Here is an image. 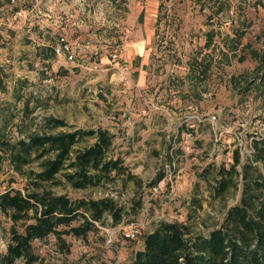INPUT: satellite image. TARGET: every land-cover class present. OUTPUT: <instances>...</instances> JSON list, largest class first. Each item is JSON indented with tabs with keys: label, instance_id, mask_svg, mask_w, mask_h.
<instances>
[{
	"label": "rangeland",
	"instance_id": "rangeland-1",
	"mask_svg": "<svg viewBox=\"0 0 264 264\" xmlns=\"http://www.w3.org/2000/svg\"><path fill=\"white\" fill-rule=\"evenodd\" d=\"M227 1L221 15L208 0H14L0 10L5 44L0 65L8 74V90L0 92V133L17 138L21 129L34 131L49 116L77 128L103 127L117 136V152L145 185L139 191L134 183L126 189L120 184L67 189L71 198L112 196L127 208L142 195L143 208L119 225L109 220L86 240L68 237L69 255L56 251L53 237L36 241L47 260L130 264L143 249L144 235L161 223L189 222L197 193L205 198L193 221L197 231L206 232L200 219L211 226L222 219L224 207L240 201L241 191L210 203L200 177L209 164H231L235 150L245 160L254 138L264 137V69L249 50L240 49L235 58L224 45L234 30L245 31L243 44L264 55V0ZM211 31L216 32L212 42ZM60 36L73 45L74 61L56 57L53 47ZM243 54L247 59L239 62ZM197 59L212 68L204 81L191 82L189 64ZM29 98L34 113L26 117ZM186 123L195 129L189 131ZM160 173L165 179L159 186L146 187ZM24 185L6 162L0 192ZM9 226L0 216L1 252L7 250ZM132 230L138 234L129 239L125 233Z\"/></svg>",
	"mask_w": 264,
	"mask_h": 264
},
{
	"label": "trees",
	"instance_id": "trees-1",
	"mask_svg": "<svg viewBox=\"0 0 264 264\" xmlns=\"http://www.w3.org/2000/svg\"><path fill=\"white\" fill-rule=\"evenodd\" d=\"M11 1L14 0H0V10ZM208 2L216 7L215 15H221L229 6L227 0ZM234 32L233 38L227 36L229 43L225 47L235 58L240 49L249 50L263 70L264 55L243 44L245 31ZM209 35L212 42L216 32ZM211 42L205 47L209 49ZM4 47L0 33V49ZM246 59L243 54L239 62ZM189 67L191 82H202L212 64L197 59ZM7 78L0 65L1 93L8 90ZM31 102L30 98L26 101V117L34 113L28 110ZM36 128L21 129L17 138L0 133V174L8 162L25 181L21 189L0 192V216L10 222V239L6 252L0 251V264H66L47 260L34 243L53 237L56 251L69 255L72 246L68 237L86 240L109 220L119 225L128 217L137 218L143 208L142 195L127 208L112 196L71 198L66 192L69 188L77 192L109 189L117 184L126 189L129 183H134L138 191L144 189L142 179L131 172L117 152V136L113 132L103 127L77 128L53 116L44 118ZM252 148L245 160L241 150H235L231 164H209L200 175L210 203L226 201L232 192L241 191L237 204L224 207L222 219L211 226L200 219L206 232L193 228L198 211L204 209L205 198L197 193L190 203L189 222L161 223L144 235L143 249L135 253L130 264H264V137L254 138ZM164 179L165 174L160 173L146 187L155 189Z\"/></svg>",
	"mask_w": 264,
	"mask_h": 264
},
{
	"label": "built area",
	"instance_id": "built-area-1",
	"mask_svg": "<svg viewBox=\"0 0 264 264\" xmlns=\"http://www.w3.org/2000/svg\"><path fill=\"white\" fill-rule=\"evenodd\" d=\"M16 15L21 17L22 12H18ZM53 50H54L56 57H58L59 59H64V60H69V61L75 60V50L73 48V45L68 41V39L65 36H60L57 39V42H56L55 46L53 47ZM118 57H119L118 54H114L112 56L113 62H117ZM119 76H120V81H122V82L126 81L127 76L123 70H121L119 72ZM194 118L199 119V118H197V116ZM199 121L201 122V120H199ZM186 126L188 127L189 131H193V129H195V127H196L193 124L191 125L188 123H186ZM188 137H192V132H190L188 134ZM230 161H232V160H230ZM137 234H138L137 230H132L131 232L125 233V236L129 239H133V238H136Z\"/></svg>",
	"mask_w": 264,
	"mask_h": 264
},
{
	"label": "crops",
	"instance_id": "crops-1",
	"mask_svg": "<svg viewBox=\"0 0 264 264\" xmlns=\"http://www.w3.org/2000/svg\"><path fill=\"white\" fill-rule=\"evenodd\" d=\"M139 17H141V15L139 16ZM155 21H157V16H156V20ZM144 22H145V20H144ZM145 79H146V77H145ZM147 80V79H146ZM179 102H182L181 100H179Z\"/></svg>",
	"mask_w": 264,
	"mask_h": 264
}]
</instances>
